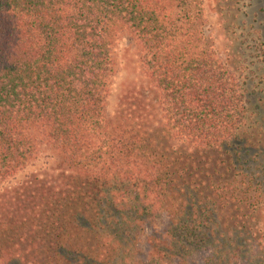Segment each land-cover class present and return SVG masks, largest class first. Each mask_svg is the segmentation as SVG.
<instances>
[{
    "label": "trees",
    "instance_id": "trees-1",
    "mask_svg": "<svg viewBox=\"0 0 264 264\" xmlns=\"http://www.w3.org/2000/svg\"><path fill=\"white\" fill-rule=\"evenodd\" d=\"M191 2L0 0V186L44 151L54 161L0 193V264H132L133 232L155 212L170 227L146 239L144 264H235L247 243L258 252L264 205L249 206L254 228L216 229V211L246 194L237 142L251 115ZM124 38L142 81L110 118ZM97 236L109 244L87 247Z\"/></svg>",
    "mask_w": 264,
    "mask_h": 264
},
{
    "label": "rangeland",
    "instance_id": "rangeland-1",
    "mask_svg": "<svg viewBox=\"0 0 264 264\" xmlns=\"http://www.w3.org/2000/svg\"><path fill=\"white\" fill-rule=\"evenodd\" d=\"M191 4L194 13L197 10L201 12L203 28L213 38L219 56L244 83L251 115L248 126L237 142L238 145L243 146L241 159L244 160L246 168L237 172L239 181L242 180L241 192L246 194L238 193L235 207L216 211L217 219L214 220L219 227L213 228L223 231L224 227L228 229L231 224L243 221H251V225L247 223V227L252 228L257 222L245 218L250 212L249 206L264 205V0H192ZM184 14L185 11H180L178 20H181ZM134 51L135 48L129 38H124L120 42L118 49L120 68L107 101V114L110 118L115 116L127 89L142 81ZM53 162L51 153L44 151L39 159L16 179L1 185L0 193L4 189L18 187L32 175L44 174L52 168ZM247 186L249 187L246 188ZM259 218L257 229L253 230L258 252H252L253 243H247L246 249L242 250L243 253L235 264H264V207ZM145 221L146 225L142 227V231L133 232L134 235H138V244L136 243L135 246L131 244L132 249L129 246L132 254L127 258L132 260V264L137 262L144 264L150 249L146 239L163 235L170 227V220L163 212H155L153 217L145 218ZM96 238L91 246L87 247L99 249L101 244L107 243L103 236ZM195 252L192 253L191 259L198 254ZM200 257L196 259L197 264H203L200 262L201 259L199 260ZM10 264L20 263L12 261Z\"/></svg>",
    "mask_w": 264,
    "mask_h": 264
}]
</instances>
